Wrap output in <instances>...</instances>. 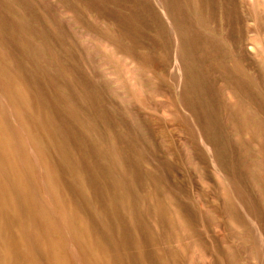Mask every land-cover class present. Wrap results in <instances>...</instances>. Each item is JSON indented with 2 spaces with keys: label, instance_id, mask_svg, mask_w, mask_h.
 Returning a JSON list of instances; mask_svg holds the SVG:
<instances>
[{
  "label": "rangeland",
  "instance_id": "obj_1",
  "mask_svg": "<svg viewBox=\"0 0 264 264\" xmlns=\"http://www.w3.org/2000/svg\"><path fill=\"white\" fill-rule=\"evenodd\" d=\"M0 264H264V0H0Z\"/></svg>",
  "mask_w": 264,
  "mask_h": 264
}]
</instances>
